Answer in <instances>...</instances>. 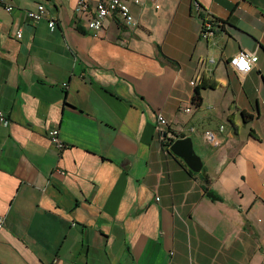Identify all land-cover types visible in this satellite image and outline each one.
Instances as JSON below:
<instances>
[{
  "label": "crops",
  "instance_id": "1",
  "mask_svg": "<svg viewBox=\"0 0 264 264\" xmlns=\"http://www.w3.org/2000/svg\"><path fill=\"white\" fill-rule=\"evenodd\" d=\"M11 1L0 264H264V0H125L135 24L110 17L97 35L78 0ZM41 4L54 31L27 17ZM242 50L259 57L247 74L229 65ZM202 83L216 87L198 106ZM222 125L215 148L203 133ZM173 133L192 137L201 173L171 153Z\"/></svg>",
  "mask_w": 264,
  "mask_h": 264
},
{
  "label": "built area",
  "instance_id": "2",
  "mask_svg": "<svg viewBox=\"0 0 264 264\" xmlns=\"http://www.w3.org/2000/svg\"><path fill=\"white\" fill-rule=\"evenodd\" d=\"M94 2V5L92 4ZM135 5H142L146 0H132ZM94 6V10L91 11V7ZM4 8L7 12L12 13L15 10V5L11 0H0V8ZM202 5L198 2H194L193 4V14H199L203 9ZM77 11L79 13H87L90 14L89 17V25L88 28L92 34L97 35L104 27L105 21L110 17H118L121 19L126 25L131 26L135 24V17L131 10L130 5L125 0H78ZM90 12V13H89ZM27 17L38 24L44 20L49 21V27L52 31L56 28V22L53 19L48 18V11L45 5L41 4L37 7L36 10H30L27 12ZM213 33L211 28H206L203 30L204 37H208ZM17 38H22V31H18ZM245 56V58L249 59L251 63V57L255 55L257 60L254 64H252L251 71L254 70L257 63L259 62V57L257 53L242 50L238 54L234 55L229 60V65L239 74H247L251 71H242L239 69L237 64L233 63L234 59H238L239 56ZM191 85H196L195 81L191 82ZM66 86V84H65ZM189 112L190 109H187ZM158 129H164L169 126L168 120L165 118L163 114L158 115ZM10 123L9 119L0 112V124L4 126H8ZM191 131H195L194 128ZM225 131V126H220L219 131L207 130L203 133V139L211 144L215 148H219L223 145L222 134ZM171 134L168 132V135ZM49 139L53 145H55L60 151H63L68 148V145L61 139L60 131L58 128H54L49 132ZM170 139H175L173 134L168 137ZM264 184V183H263ZM4 220L0 217V228L3 227Z\"/></svg>",
  "mask_w": 264,
  "mask_h": 264
},
{
  "label": "water",
  "instance_id": "3",
  "mask_svg": "<svg viewBox=\"0 0 264 264\" xmlns=\"http://www.w3.org/2000/svg\"><path fill=\"white\" fill-rule=\"evenodd\" d=\"M170 151L183 160L193 173L199 174L202 172L204 164L194 148L192 137L177 139L170 147Z\"/></svg>",
  "mask_w": 264,
  "mask_h": 264
},
{
  "label": "trees",
  "instance_id": "4",
  "mask_svg": "<svg viewBox=\"0 0 264 264\" xmlns=\"http://www.w3.org/2000/svg\"><path fill=\"white\" fill-rule=\"evenodd\" d=\"M211 87V88H215L216 87V85H208V84H206V83H202L200 86H198L197 88H196V93H195V96H194V99H193V103L195 104V105H200L201 103H202V97H201V90L203 89V88H207V87ZM246 118H248V117H246ZM174 135H175V133H173ZM176 136V135H175ZM182 138H185V136L183 135V136H181ZM180 137L179 136H176V139H179ZM176 139H170V141L168 142V146H172V144L176 141ZM206 185H208L209 184V180L207 179L206 181ZM209 194V196H211V197H213V195L211 194V193H208ZM214 198V197H213Z\"/></svg>",
  "mask_w": 264,
  "mask_h": 264
},
{
  "label": "clouds",
  "instance_id": "5",
  "mask_svg": "<svg viewBox=\"0 0 264 264\" xmlns=\"http://www.w3.org/2000/svg\"><path fill=\"white\" fill-rule=\"evenodd\" d=\"M257 60V57L255 55H253L251 57V63L249 61V59L245 58V56L241 55L239 56L238 59H234L233 63L237 64L239 69H241L242 71H251L252 68V64H254Z\"/></svg>",
  "mask_w": 264,
  "mask_h": 264
}]
</instances>
